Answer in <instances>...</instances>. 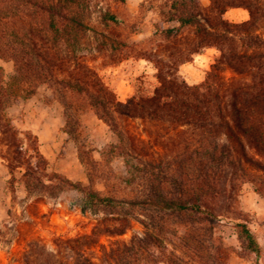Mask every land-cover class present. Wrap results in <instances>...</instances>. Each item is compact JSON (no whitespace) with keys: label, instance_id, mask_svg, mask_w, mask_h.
I'll return each instance as SVG.
<instances>
[{"label":"trees","instance_id":"16d2710c","mask_svg":"<svg viewBox=\"0 0 264 264\" xmlns=\"http://www.w3.org/2000/svg\"><path fill=\"white\" fill-rule=\"evenodd\" d=\"M209 1L203 7L201 0H174L173 20L180 26L167 30L174 46L167 59H148L157 70L159 85L151 96L122 102L90 61L77 53L89 27L71 8L83 6L86 0H60L49 5L38 0H0V59L15 65L9 81L0 67V136L7 146L2 155L10 174L7 189L15 196L21 183L28 198L70 192L71 210L85 217L103 212L90 234L58 238L56 251L48 250L41 240L31 244L22 264H98L91 248H98L107 263L158 262L154 249L164 245L157 234L159 226L144 224L147 231L143 236L125 239L132 229L131 218L121 213L126 207L179 217L195 233L193 240L201 252L206 249L197 238L213 234L214 224L227 216L225 210L238 213L236 227L244 250L259 251L247 215L237 202L247 182L264 197V0ZM29 7L37 8V16L45 12L48 23L40 33L27 38L12 25L23 15L33 18L34 14L26 13ZM232 8L246 9L249 19L229 21L225 15ZM186 27L195 30V39L179 47L177 39ZM63 47L71 51L64 53ZM209 47H216L220 55L206 79L190 85L180 67ZM226 72L235 75L232 80ZM43 84L50 86L65 109V132L76 144L87 185L51 171L38 135L22 129L11 112ZM88 110L118 138L99 152L100 160L87 142L83 116ZM128 118L147 124L148 139L133 135L123 122ZM158 126L167 133L153 134L151 129ZM148 144L153 145L150 150ZM116 158L123 159L125 174L112 167ZM144 158L148 189L141 199L104 195L96 187L98 182L104 183L106 190L113 181L131 183L130 178L141 170L134 161ZM38 214L46 216L42 211ZM9 228L0 224V235ZM104 235L112 238L109 245L102 242ZM68 252L73 254L71 262Z\"/></svg>","mask_w":264,"mask_h":264},{"label":"rangeland","instance_id":"374dc122","mask_svg":"<svg viewBox=\"0 0 264 264\" xmlns=\"http://www.w3.org/2000/svg\"><path fill=\"white\" fill-rule=\"evenodd\" d=\"M38 1L46 5L60 2ZM173 2L174 0H86L83 6L71 8V13L82 18L89 27L77 53L90 61L120 101L127 102L136 96H151L159 85L157 70L148 59H167L171 46H174L167 38L168 29L180 26L173 20ZM201 4L207 7L210 1L201 0ZM26 13H37V8L29 7ZM225 17L231 22L241 23L249 19V12L244 8H232ZM47 23V14L44 12L40 16L34 14L33 18L23 15L12 26L21 36L29 38L40 33ZM261 32H264V23L261 25ZM194 39L195 30L186 27L182 36L177 39V45L186 47ZM63 50L64 53L71 51L64 47ZM219 55L216 47L202 50L189 62L181 65V75L190 85L202 83ZM0 67L5 69L6 79L9 81L15 74L14 63L0 59ZM226 76L232 80L235 75L226 72ZM11 112L18 117L22 129H31L38 135L41 151L48 158L51 171L62 173L75 182L88 184L76 144L65 132V109L54 98L50 86L41 85L35 95L27 101H21ZM83 122L88 146L95 149L93 155L100 160L99 152L107 145L117 143L118 138L90 110L84 114ZM123 122L135 137L148 139L147 124L142 119L128 118ZM151 131L156 135L167 133L160 126L153 127ZM151 146L153 145L148 144L146 148L150 150ZM6 152L7 146L0 136V224L10 227L4 235H0V264H22L23 254L30 250L31 244L40 240L48 250L56 251L58 238H76L92 232L96 225L95 219L103 216V212L98 216L85 217L79 211L71 210L70 192H58L55 197L33 195L28 198L23 184L19 183L17 195H12L7 189L10 174L2 158ZM146 163L147 158L134 161V165L141 170L130 178L131 183L113 181L106 190L104 183L98 182L96 187L104 195L128 200L141 199L148 189L147 177L143 171ZM111 165L116 172L126 173L122 158L114 159ZM239 194L237 206L247 215L248 226L259 246L258 252L244 250L236 227L238 220L235 218L239 214H232L228 210L224 213L230 218L222 217L220 222H216L213 234L197 238L204 244L206 250L203 252L196 249L197 244L193 240L195 233L188 230L179 217H169L142 207H126L121 211L132 220V229L123 237L130 240L138 235L143 236L147 231L144 224L159 226L157 234L163 239L164 245L160 249H154L158 262L150 264H264V197L256 192L250 182L241 187ZM39 211L46 216L41 217ZM11 212L12 216L17 217H12ZM101 239L109 245L112 238L104 235ZM90 253L98 264H114L105 262L98 248H91ZM67 259L71 262L73 254L68 252Z\"/></svg>","mask_w":264,"mask_h":264}]
</instances>
